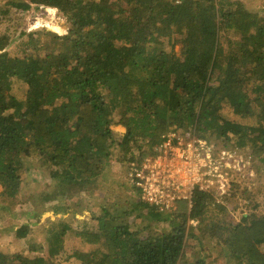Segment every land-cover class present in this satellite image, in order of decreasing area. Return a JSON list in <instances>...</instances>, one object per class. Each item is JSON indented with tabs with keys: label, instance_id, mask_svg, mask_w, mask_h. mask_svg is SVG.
<instances>
[{
	"label": "trees",
	"instance_id": "trees-1",
	"mask_svg": "<svg viewBox=\"0 0 264 264\" xmlns=\"http://www.w3.org/2000/svg\"><path fill=\"white\" fill-rule=\"evenodd\" d=\"M2 2L0 28L33 7L55 8L69 23L64 35L0 34L2 204L16 200L26 173L41 163L49 185L68 187L64 205L51 207L65 216L64 201L97 187L114 163L154 157L169 131L210 143L234 140L264 166V8L251 12L231 0ZM17 39L21 57L9 51ZM177 44L180 56L172 51ZM14 78L28 86L24 100L11 94ZM225 106L240 119L225 117ZM114 125L126 130L120 139ZM212 199L195 190L190 211L170 215L140 199L107 203L90 227L52 223L45 246L30 251L45 257L0 252V264H59L71 239L79 247L67 257L75 260L70 264H179L189 238L214 241L224 264H264V215L248 213L238 223L209 219ZM190 220L199 226H188ZM162 223L168 227L158 229ZM15 233L27 238L22 229Z\"/></svg>",
	"mask_w": 264,
	"mask_h": 264
},
{
	"label": "rangeland",
	"instance_id": "rangeland-1",
	"mask_svg": "<svg viewBox=\"0 0 264 264\" xmlns=\"http://www.w3.org/2000/svg\"><path fill=\"white\" fill-rule=\"evenodd\" d=\"M231 1L242 2L251 12H259L264 8V0ZM3 3H0V5ZM6 22L0 28V34L9 33L11 40L18 38L23 31L29 33L47 30L58 35H64L69 28V23L62 13L55 8L48 7H33L28 12H15ZM8 27L9 31L7 30ZM225 39L226 37L222 41L224 42ZM18 40L9 48L13 57L22 56L21 49L16 46ZM166 44H168L167 41ZM172 51L180 56L181 45L177 44ZM11 87V94L16 98L19 100L26 98L28 86L22 80L14 78L11 81ZM251 97L252 95L249 96V98ZM234 112L235 109L233 110L230 106H225L222 110L225 117L238 121L240 118ZM117 113L115 121L119 119ZM241 121L249 125L254 124L253 119H247L246 121L243 119ZM111 129L117 139H120L126 131L125 128L115 125ZM168 135L175 141L181 142H186L188 138L187 134H178L173 131H169L165 137H168ZM210 141L216 149H219H217V152H226V160L222 168H218L214 176L204 186L205 192L213 198L210 201L208 218L224 219L232 223H238L242 216L248 213L264 215V166L259 158L249 149L235 148L234 140L227 142L226 145L216 142L215 139ZM129 171L130 164L120 162L112 164L104 177L98 182L97 187H89L88 190H84L85 192L79 190L80 193L77 195L74 193L72 201H64L69 204L70 212H66L65 216H56L53 215L54 211L51 207L58 208L64 205L60 202L61 193L64 191L69 192L68 187L67 185H54L55 187L49 185V182L52 184L49 178L50 173L42 167L41 163H38L35 168L26 173L23 188L16 200H9V202L3 204L0 202V252L4 254L20 253L29 257L34 255L46 256L45 252L34 254L30 251L35 246H45L47 230L52 223L64 220L76 229L78 227L83 228L85 224L92 226L95 223L91 219L92 216L101 214L100 208L103 205L118 203L121 206L129 200L140 199L139 192L130 184ZM190 207V201L182 199L176 203L173 214L178 212L187 213L190 211ZM33 210H37L40 214L34 216ZM42 210L46 212H41ZM156 212L158 211L156 210ZM188 226L198 227L199 222L190 220ZM165 227H168L167 224L162 223L158 229ZM16 229H22L27 238L15 237ZM194 234L196 236L200 235L197 231ZM76 247H79V242L77 243L75 239L66 240L64 244L65 251L56 258V262L59 264L74 263L73 258L67 261V257L72 254ZM260 247L264 250V244ZM85 248L88 249L90 246H85ZM184 255V259H181L179 264H198L199 260H204L205 264H224L223 258L220 256V248L214 241L209 239H202L199 243L195 238H189Z\"/></svg>",
	"mask_w": 264,
	"mask_h": 264
},
{
	"label": "built area",
	"instance_id": "built-area-1",
	"mask_svg": "<svg viewBox=\"0 0 264 264\" xmlns=\"http://www.w3.org/2000/svg\"><path fill=\"white\" fill-rule=\"evenodd\" d=\"M225 155L207 140L192 137L181 142L168 135L154 157L130 164L128 176L141 201L160 214L170 215L178 201L192 203L195 190L205 191L207 181L222 168Z\"/></svg>",
	"mask_w": 264,
	"mask_h": 264
},
{
	"label": "crops",
	"instance_id": "crops-1",
	"mask_svg": "<svg viewBox=\"0 0 264 264\" xmlns=\"http://www.w3.org/2000/svg\"><path fill=\"white\" fill-rule=\"evenodd\" d=\"M16 237V236H15Z\"/></svg>",
	"mask_w": 264,
	"mask_h": 264
}]
</instances>
